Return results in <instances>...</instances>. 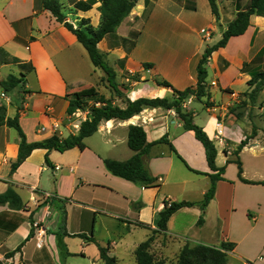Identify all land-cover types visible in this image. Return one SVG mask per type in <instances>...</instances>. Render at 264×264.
Masks as SVG:
<instances>
[{
    "label": "crops",
    "instance_id": "crops-1",
    "mask_svg": "<svg viewBox=\"0 0 264 264\" xmlns=\"http://www.w3.org/2000/svg\"><path fill=\"white\" fill-rule=\"evenodd\" d=\"M43 1L0 0V80L11 74L20 76L22 69L13 59L34 67L10 92L0 86V105L6 106L8 117L19 115L28 142L77 134L89 109L68 114L66 95L83 88L96 87L113 104L126 106L103 80L104 70L93 64L77 36L44 8ZM60 1L66 19L75 27L83 18L95 27L99 25V0L88 10L76 7L81 0ZM247 1L216 0V17L209 0H136L117 30L98 43V50L115 70L124 96L131 100L171 97L173 88L184 90L197 83L205 48L221 39ZM200 6L208 12L204 21L213 34L210 40L213 36L218 40L206 44L201 39L195 45L194 33L201 34L206 27L196 28ZM206 68L210 96L198 99L192 95L183 103L184 109L193 113L194 122L214 141L217 167H225L223 179L217 182L215 195L205 207L199 203L211 185L208 174L216 172L208 164L205 147L194 131L184 129L175 109L147 107L129 119L102 120L97 131L85 139V149L47 152L36 148L15 170L12 164L18 159L21 137L16 128L5 124L0 126V193L12 187L23 206L32 210L41 202L42 193H51L55 198L52 203L66 202L67 218L61 223L50 204L40 214L36 211V218L47 220L43 226L47 233L41 237L33 232L31 211L0 206V259L20 246L7 259L10 263L58 264L62 257L68 261L77 253L68 241L91 229V237L80 240L81 253L91 244H107L109 255L118 260L117 252L128 249L133 253L158 229L166 201H190L198 204L174 212L167 229L157 234L173 241L162 248L175 246L180 252L186 243L213 247L227 243L231 245L227 253L232 264H264V184L244 182L237 164L227 162L235 158L239 143L255 130L256 135L240 152L243 177L264 181V137L258 118L264 90L255 102L245 94L250 90L251 75L264 70V17L252 15L245 33L231 37L226 46L215 50ZM133 74L138 80L130 79ZM157 79L167 80L173 88L158 85ZM242 100L247 103L239 111L236 107ZM52 125H58L55 132L50 130ZM131 125L142 126L148 142L167 136L177 151L168 143H159L143 156L160 186L144 187L112 174L105 166L106 158L126 161L134 155L128 144ZM43 126L47 129L41 131ZM47 153L51 164L46 163ZM51 212L53 217L48 218L46 213ZM106 218L113 220L118 232L100 243L98 231ZM30 232L33 236L28 238ZM135 234L144 239L131 241ZM161 258L170 260L165 253Z\"/></svg>",
    "mask_w": 264,
    "mask_h": 264
},
{
    "label": "trees",
    "instance_id": "trees-1",
    "mask_svg": "<svg viewBox=\"0 0 264 264\" xmlns=\"http://www.w3.org/2000/svg\"><path fill=\"white\" fill-rule=\"evenodd\" d=\"M96 0L78 1L76 7L84 8L88 10L92 8V5ZM100 5L98 10L100 11L101 18L98 26H93L90 19H81L79 25L75 27L66 19V15L63 12V3L60 0H44V8L49 10L57 21L63 23L69 30H71L78 38V40L84 45L88 51L93 64L96 67H100L105 72V77L109 87L114 91L115 95L122 98L125 107L113 104L111 98H107L104 94L100 93L96 87H87L79 91L66 95L69 100L67 113L72 114L76 109H89L88 117L82 121L80 130L77 134L69 135L66 138H61L58 135H53L47 139L28 142L26 135L20 126L19 115L14 118L7 116L6 106L0 105V126L8 125L18 130L21 141L19 148V155L16 162L12 164V168L15 170L22 162L30 155V153L36 148H44L47 152L51 150H58L64 152L68 149L78 147L80 149L86 148L85 139L93 135L102 120H110L113 118L129 119L136 114H139L147 107H163L167 109H175L178 118L181 120L184 129L192 130L195 133L196 138L203 144L206 150L207 161L210 168L215 171L214 174H208L211 177V185L207 190L204 199L199 203L202 207H205L210 200L214 197L217 182L223 179L225 167H217L216 156L217 148L214 141L209 137L206 131L194 122V116L192 112L187 111L183 107V103L190 96L194 95L196 98L201 99L205 96H210L206 85V78L208 76L206 65L212 55V53L226 46L229 39L234 36H239L245 33L249 25L251 24V16L258 15L264 17V0H248L246 4L239 9L235 18L228 24L226 30L223 31L221 39L212 46H207L203 52L202 58L198 64V80L194 86H190L184 90H178L172 87V84L165 79H157V83L160 86L173 88V94L171 97H140L136 100L123 95L119 89V83L116 81L115 70L106 63L103 55L98 50V43L109 33H113L117 30L123 20L132 12L136 5V0H99ZM213 14L218 17V6L216 0H209ZM0 53L3 50L0 49ZM13 62H18L22 71L20 76L11 74L7 80H0V86L5 92H10L15 87L20 85L25 80L27 71L34 70V67L30 63H21L17 59H13ZM130 79L138 80V75L133 74L129 76ZM250 90L247 91L250 102H255L259 94L264 90V70L256 71L251 75V79L248 81ZM124 88H127L125 84H122ZM93 101L90 105L89 102ZM99 103V105H97ZM245 105V104H244ZM241 113H237L236 116L241 117ZM256 135V131L247 136L239 143L235 149V158L228 160V163L234 162L238 166V174L241 180L246 183H258L264 184V181H250L243 177V164L240 159L241 150L248 144L249 139ZM168 143L174 152L177 153L175 147L170 143L167 136H163L161 139L155 142H148L145 129L140 125H131L129 128L128 144L134 155L126 160L120 161L116 159L106 158L104 163L106 168L114 175L122 177L126 180L139 183L144 187H156L160 186L158 179L154 177L148 167L146 166L143 156L149 149L155 144ZM46 163L51 164L48 153L46 155ZM197 173H202L195 170ZM55 198H52V201ZM9 204L12 208L21 209L23 203L20 196L16 191L9 187L5 192L0 193V206ZM195 202L190 201H166L164 209L160 212V219L157 223V230L152 231V234L145 241L141 242L135 251L137 264H156L154 255L149 251L152 241L155 239V234L161 233L167 229V223L174 212L183 207L194 206ZM66 221V214L64 215V222ZM33 233L30 232L29 237H32ZM79 237H85L84 234L76 235ZM98 248L100 251V257L105 264H117V258L109 255V247L101 246ZM231 245L222 243L220 247L207 246L203 244L191 245L186 243L180 250L178 259L174 264H228L229 255L228 250L231 249ZM20 246L15 250L5 254V259H0V264H11L6 261L14 256V254L20 250Z\"/></svg>",
    "mask_w": 264,
    "mask_h": 264
},
{
    "label": "rangeland",
    "instance_id": "rangeland-1",
    "mask_svg": "<svg viewBox=\"0 0 264 264\" xmlns=\"http://www.w3.org/2000/svg\"><path fill=\"white\" fill-rule=\"evenodd\" d=\"M199 10H200V12H199L200 21L197 22V25H196L197 29H201L202 27L206 26V22L204 21V18L208 15V12L204 9V7L200 6ZM204 28L210 29L208 26H206ZM212 35L213 34H211V36ZM201 39H204L203 35L195 32L193 35L194 44L198 45L200 43ZM216 40H218L217 36H213L212 40H205L204 39V41H206V44L212 43ZM245 94L247 95V92ZM198 103H199L198 101L195 102V104H198ZM246 103H247V101L242 100L238 106L239 108L236 107V109H238L240 111V106L243 108L244 104H246ZM260 105H261V112H258L259 127L262 129L261 135H262V137H264V111L262 109L264 107V100H261ZM255 128H257V127H255ZM39 201H41V202L37 204L35 210H32L31 206H28V205L23 206V208L26 211H31L30 217L32 218V228H33L34 234H36V231H37V233L41 234V237H42V235H43V237H45V234L47 232H46V229H43V226L45 225V223H47V220L41 221L38 218H36V214H35L36 211H39L38 214H40L41 211L44 209V207L46 205L50 204L51 206H54L53 208L57 212L54 217H58L60 219V222L64 224L65 223L64 222V215L65 214H66V218H67L66 202L63 200H60L59 203H56V202L52 203V199H44V198H41ZM53 214H54L53 212L46 213L48 218L53 217ZM35 221H37V222H35ZM35 223H37V225ZM91 225H92V223L90 224V228H91ZM90 230L91 229H89V230L84 229L82 234H84L85 237H75V238H72L68 241V244H69V247L71 248V250H73L77 253H75L74 256H70L68 258V261H65L63 257L60 260L58 259V264H105V262L99 256V249H98L97 244L89 245L88 248L84 249L83 254L81 253L82 252V249H81L82 243L80 242V240L85 241V238L87 236L91 237V231ZM117 232H118V228H116V225L114 224L113 220L106 218L105 224H103L98 231L99 242L103 243L107 236L114 235ZM143 239H144V237L142 236V234H135V236H133L132 238L130 237L131 241H140ZM169 242H171V243L173 242L171 238H168L166 236L161 237V236L155 234V239L152 241L149 251L154 255L156 264H174L177 261L179 251L178 252L176 251L175 246L169 247V249L162 248V245H167ZM104 246L107 247V244H104ZM165 247H167V246H165ZM135 251L132 253L128 249H123L122 252H117V256H118L117 262L119 264H135V262L137 263ZM164 253L167 254L168 257H170L169 258L170 260H164L163 258H161L164 255ZM112 256H114V254ZM6 261H8V260H6ZM8 263H10V262L8 261ZM228 264H232V263L228 262Z\"/></svg>",
    "mask_w": 264,
    "mask_h": 264
},
{
    "label": "built area",
    "instance_id": "built-area-1",
    "mask_svg": "<svg viewBox=\"0 0 264 264\" xmlns=\"http://www.w3.org/2000/svg\"><path fill=\"white\" fill-rule=\"evenodd\" d=\"M200 33L203 35V38L205 39V40H210L211 39V31H210V29H206V28H202L201 30H200ZM213 84H215V82H213ZM191 97V96H190ZM189 97V98H190ZM263 109V111H264V107L262 108ZM58 128V125H52L51 126V128H50V130L52 131V132H55V130ZM47 129V127H45V126H43V127H41L40 128V130L41 131H43V130H46ZM42 197L44 198V199H52L54 196L51 194V193H47V192H45V193H42ZM36 225H37V223H35Z\"/></svg>",
    "mask_w": 264,
    "mask_h": 264
}]
</instances>
